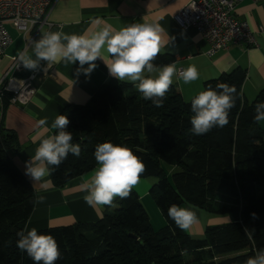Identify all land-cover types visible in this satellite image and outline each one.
I'll return each mask as SVG.
<instances>
[{"label": "trees", "instance_id": "obj_1", "mask_svg": "<svg viewBox=\"0 0 264 264\" xmlns=\"http://www.w3.org/2000/svg\"><path fill=\"white\" fill-rule=\"evenodd\" d=\"M172 62L168 53L154 61L157 66ZM244 78L234 70L204 82L201 91L225 82L237 94L229 123L203 135L190 132L191 100L197 94L184 101L173 85L159 108L135 84L113 79L84 105L65 107L59 115L69 119L66 130L72 143L80 144L81 155L69 154L59 168L51 167L53 186L62 188L93 170L98 144L127 146L146 165L141 179L155 180L149 195L167 225L161 231L152 228L133 190L129 198H117L95 223L37 230L57 241L61 255L55 264H244L264 252V129L253 120L264 89L244 102ZM18 145L16 134L0 124V264H34L17 247L16 234L27 230L35 203L31 185L11 158ZM163 165L177 168L170 180ZM172 204L228 217L229 223L207 226L195 238L168 217Z\"/></svg>", "mask_w": 264, "mask_h": 264}, {"label": "crops", "instance_id": "obj_2", "mask_svg": "<svg viewBox=\"0 0 264 264\" xmlns=\"http://www.w3.org/2000/svg\"><path fill=\"white\" fill-rule=\"evenodd\" d=\"M188 2L189 0H56L48 18L50 26L44 27L35 40L40 39L43 32L49 31L62 30L78 35L87 32L91 35L107 25L118 30L131 23H159L164 29L162 38L165 41L160 53L171 54L172 63H175L178 70L194 65L199 72V79L190 84H185L178 75L173 77L172 85L179 90L184 101H190L198 94L204 82L239 70L245 74L241 87L243 101L252 102L259 91L264 89V0H244L236 6L234 12L236 20L245 23L253 35L256 46L230 45L228 49L219 51L212 57L205 56L209 46L195 29H182L174 21L175 15ZM27 36L24 39L19 32L10 34L12 42L0 58V80L9 71L18 53L25 48L34 58L32 42L35 40L30 43L31 34ZM103 54L107 58V53ZM96 64L97 67L90 76H85L83 73L77 74L78 62L65 65L61 61L48 66L41 61L40 65L49 67L48 74L37 82L36 94L25 106L11 103L10 94L0 91V124L16 134L19 144L17 151L11 155L13 163L31 185L35 199L38 195L45 197L42 203H34L26 224L27 230L33 227L43 230L71 226L75 223H95L107 208L89 206L83 199L86 193L80 187L85 180L91 178L99 165L62 188H55L49 176L46 178L47 183L34 184L25 175V162L34 155L40 139L53 135L51 124L59 113L69 105H84L99 86L109 80H117L109 75L102 59H98ZM30 71L22 67L21 71L10 72L7 77L22 79ZM45 117L48 120L47 127L39 128L38 120ZM258 125L264 129V122ZM169 168L171 174L177 170L174 166ZM154 182L153 178L141 179L134 191L148 213L152 228L158 231L167 224L149 195ZM181 207L190 208L197 213L198 222L185 231L192 237H202L207 226L229 223L228 217H215L190 205L183 204ZM150 210L153 212L150 213ZM261 255L264 256V252Z\"/></svg>", "mask_w": 264, "mask_h": 264}, {"label": "clouds", "instance_id": "obj_3", "mask_svg": "<svg viewBox=\"0 0 264 264\" xmlns=\"http://www.w3.org/2000/svg\"><path fill=\"white\" fill-rule=\"evenodd\" d=\"M163 32V27L155 22L131 23L118 30L107 25L91 35L87 32L68 34L62 30L43 32L40 39L32 42L34 58L25 48L18 53V66L22 64L25 69L34 71L40 67L41 61L48 66L61 61L65 65L78 62L77 74L90 76L97 67L96 61L102 59L111 77L132 82L145 100L159 108L163 106L174 76L178 75L185 84L199 79V72L194 65L178 70L175 63L163 66L154 63L165 44ZM236 94V87L225 82L217 83L215 89L209 87L199 92L191 100L193 115L190 132L203 135L214 127H225L229 123L230 110L235 106ZM253 120L257 124L264 122V102L256 104ZM69 123L67 116H57L51 124L57 130L56 134L40 139L34 155L25 162V175L34 184L47 183L51 167L59 168L69 154L77 158L81 155L80 144H73L72 133L66 130ZM37 124L39 128H45L48 120L46 117L41 118ZM94 157L99 167L90 179L80 185L86 193L84 201L93 208L112 207L117 198H129L146 171V165L140 157L127 146L111 142L98 144ZM44 199V196L38 195L35 203H42ZM167 214L184 231L198 222L195 211L176 204L168 208ZM16 235L17 247L26 252L34 264H55L60 258L59 245L52 235L39 234L34 227L17 232ZM262 262L264 256L258 254L249 257L245 264Z\"/></svg>", "mask_w": 264, "mask_h": 264}, {"label": "built area", "instance_id": "obj_4", "mask_svg": "<svg viewBox=\"0 0 264 264\" xmlns=\"http://www.w3.org/2000/svg\"><path fill=\"white\" fill-rule=\"evenodd\" d=\"M55 1L0 0V58L12 42L6 25H11L23 32L24 39L31 34L29 39L31 43L37 39L38 33L44 27L50 26L48 18ZM242 1L244 0H189L175 15L174 21L182 29L193 28L202 36L209 46L205 53L207 57L228 49L230 45L243 44L253 47L256 46L253 35L248 31L245 23L237 21L234 15L236 6ZM18 63L15 59L9 71L0 80V91L10 94L11 103L25 106L35 96L37 82L48 74L49 67L40 65L38 69L31 70L22 79L7 77L10 72L21 71L23 65L18 66Z\"/></svg>", "mask_w": 264, "mask_h": 264}, {"label": "rangeland", "instance_id": "obj_5", "mask_svg": "<svg viewBox=\"0 0 264 264\" xmlns=\"http://www.w3.org/2000/svg\"><path fill=\"white\" fill-rule=\"evenodd\" d=\"M11 25H6V29H7V31L9 32V35L11 34H17L18 32L21 34V36H22V34H23V32H20V31H18V30H16L15 28H13L12 26L10 27ZM18 31V32H17ZM17 32V33H16ZM29 36H27V38H28ZM163 167V169H164V171L166 172V174H167V177L169 178V180H170V177H171V171H170V168H169V166H167V165H163L162 166ZM151 198V197H150ZM152 199V198H151ZM152 201H153V203L155 204V201L152 199ZM146 202L147 201H145V204H146ZM143 206V205H142ZM155 206L157 207V205L155 204ZM159 211V214L161 215V217L165 220V217L163 216V214L160 212V210H158ZM147 212V211H146ZM153 211H151L150 210V213H152ZM149 213V214H150ZM148 214V213H147ZM167 224V223H166ZM163 228L164 227H160L159 229H158V231H161V230H163Z\"/></svg>", "mask_w": 264, "mask_h": 264}]
</instances>
